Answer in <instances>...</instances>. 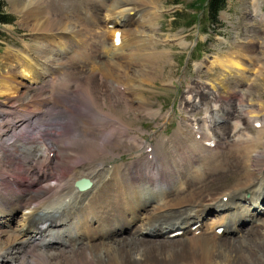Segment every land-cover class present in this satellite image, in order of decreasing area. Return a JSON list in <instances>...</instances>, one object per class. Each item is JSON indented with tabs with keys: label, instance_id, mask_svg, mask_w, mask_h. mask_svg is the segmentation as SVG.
Returning a JSON list of instances; mask_svg holds the SVG:
<instances>
[{
	"label": "bare ground",
	"instance_id": "1",
	"mask_svg": "<svg viewBox=\"0 0 264 264\" xmlns=\"http://www.w3.org/2000/svg\"><path fill=\"white\" fill-rule=\"evenodd\" d=\"M10 1L24 14L35 41L23 43L17 53L11 49L5 67L14 64L13 57L15 70L10 67L14 71L0 76V94L12 95L11 109L23 116L6 119L0 130V264H264V101L238 84L221 85L218 112L195 121L191 133L180 128L154 145L129 132V123L114 112L119 104L133 109L134 100L138 115L146 108L142 93L132 103L128 92L142 89L140 79L149 82L147 73L130 69L139 51L162 58L152 52L159 43L156 13L148 7L154 0H97L96 12L103 10L102 18L115 28L106 31L109 44L103 38L97 46L75 28L72 14L58 15L49 0ZM254 9L264 24L260 5ZM145 25L152 33L145 34ZM68 35L80 44L66 45ZM69 51L70 56H62ZM232 65L231 70L240 67ZM95 74L100 82H93ZM5 112L4 117L12 111ZM227 114L234 116L233 128L226 133L222 127L217 134L228 150L216 161L220 145L211 127ZM41 121L57 122L55 133L23 136ZM247 122L261 128L256 137L245 132ZM126 141L135 143L140 154L111 167ZM227 177L233 181L224 187ZM80 178L89 179L91 187L77 190ZM22 208L19 226L2 227ZM216 210L223 214L214 217V232L206 234L205 214ZM176 230L181 232L169 235Z\"/></svg>",
	"mask_w": 264,
	"mask_h": 264
},
{
	"label": "rangeland",
	"instance_id": "2",
	"mask_svg": "<svg viewBox=\"0 0 264 264\" xmlns=\"http://www.w3.org/2000/svg\"><path fill=\"white\" fill-rule=\"evenodd\" d=\"M3 1L4 11L13 18L8 23L0 24V76L8 69L12 71L14 66L16 67V60L13 57L10 58L14 63L10 66L13 69L5 67V57L11 53V49L17 53L18 49L23 48L24 44L35 41L32 32L23 21L24 14L13 10L10 0ZM49 1L51 8L57 10L56 13L58 15H73L68 16L71 18L69 20L73 22L76 29L85 33L91 45L97 46V42L103 38L109 44L110 38L109 35L107 36L106 31L114 30L115 28L112 26V22H106L102 18L104 16L103 10H100L99 13L96 12L95 4H97V0ZM206 4L207 0H154V4L148 6L151 13H156L154 36L159 42L157 48L153 49L152 52H161L162 58L150 59L147 54L151 51L141 49L143 51H139L137 62L132 64L130 69L132 70L136 67L137 71L142 73V75L147 73L150 77L148 78L149 82L140 79L138 83L142 87V91L137 89L133 92V95L128 92L129 97H132V103L135 97L142 93L147 105H144L146 108H142L143 113L139 115L135 100L133 109H126L124 104H119L114 108V112L117 115L121 114L124 120L129 123L131 129H129V132L151 140L154 145L162 141L164 136L170 140L180 128L191 133L194 129L195 121L200 122L201 119L207 116V113L218 112L219 107L215 105L222 106L223 103L221 85L233 86L238 84L248 88L264 101V24L260 17L255 14L256 11L254 9V4H258L264 13V0H227L224 8L219 11L218 22L215 24L207 18ZM61 6H63V9ZM97 19L99 24L94 25L92 22ZM137 21L132 25L137 26ZM143 28L146 31L145 34L151 32V29H148L146 25ZM67 38H69V41H66V45L69 47L78 43L69 35ZM139 39L141 38H136V42L140 43L141 46L139 45V47L143 48L145 43L142 42V39ZM62 43L64 44L63 41ZM54 45L53 47H58L57 44ZM146 52L148 53L144 54ZM16 53H13V56ZM66 53H62V56L68 57L72 54L71 51ZM216 59L220 60L222 64L212 63ZM236 62L243 71H239L240 67L231 70L233 69L232 64ZM87 69L85 68L84 70L86 77L91 75L89 68ZM15 79L18 81L22 80L24 83L28 81L25 77L16 76ZM96 79L98 80L97 74L94 75L93 82ZM153 81L154 83H151ZM21 87L23 89V85ZM122 89L124 90V87ZM10 96L12 95L0 94V130L7 124V120L17 118L21 120L23 118L20 113H15L11 109L12 101ZM202 97L206 99L202 101ZM188 98H190L189 101ZM230 102L233 109L236 106V101L231 99ZM193 103L197 104L198 107L193 108ZM19 109L24 113L28 112L25 107H20ZM104 109L107 111L111 108L104 106ZM7 110L12 112H9L4 117L3 113H6L5 111ZM154 111H159V113L154 116L150 113ZM261 118L263 119L262 116ZM233 121L234 116L227 114L225 119H220L215 126L211 127V131L220 145L215 151L216 161H221L226 156L225 151L228 150L222 147L217 132L223 127L225 132L229 133L233 128ZM55 124L57 122L41 121L39 124L27 128L23 136L29 139L40 138L41 135L51 136L52 131L55 133V129H57L54 126ZM77 124L81 125V122L78 121ZM198 126L196 125L195 129ZM244 127L246 129L245 132L250 133L252 137H256L259 129H261L254 128L250 122L245 123ZM209 135L211 136V134ZM164 140L166 144L169 142L166 139ZM140 151V148L136 147L135 143L132 144L131 141H126L118 151L121 157L116 156L112 162H109L110 166L114 165L112 163H123L136 159ZM7 175H13L15 178L21 177L14 173ZM7 175L4 176L6 177ZM232 181V177H227L221 184L226 187L231 185ZM10 187L12 191L13 189L17 190V186L10 185ZM226 192L225 189L222 194ZM258 205L260 204L258 203ZM23 211V208L15 210L13 212V220L7 224L3 223L2 227L8 230L10 227L19 226L20 214ZM217 214H223V210H216L214 213L211 211L205 214V225L202 230H205L206 234L213 231L211 223ZM0 217L2 216L0 215ZM229 236L230 234L222 238H228Z\"/></svg>",
	"mask_w": 264,
	"mask_h": 264
},
{
	"label": "trees",
	"instance_id": "3",
	"mask_svg": "<svg viewBox=\"0 0 264 264\" xmlns=\"http://www.w3.org/2000/svg\"><path fill=\"white\" fill-rule=\"evenodd\" d=\"M227 0H207V18L212 23L218 22L219 11L224 8ZM4 1L0 0V24H5L12 20V16L8 15L4 9ZM1 37V34H0Z\"/></svg>",
	"mask_w": 264,
	"mask_h": 264
},
{
	"label": "water",
	"instance_id": "4",
	"mask_svg": "<svg viewBox=\"0 0 264 264\" xmlns=\"http://www.w3.org/2000/svg\"><path fill=\"white\" fill-rule=\"evenodd\" d=\"M74 186L79 190H85L91 186V182L88 179H78L75 181Z\"/></svg>",
	"mask_w": 264,
	"mask_h": 264
}]
</instances>
